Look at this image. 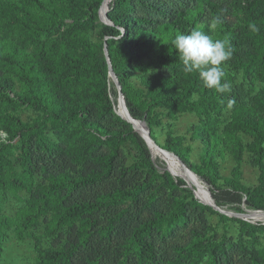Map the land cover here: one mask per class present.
<instances>
[{"label":"trees","instance_id":"obj_1","mask_svg":"<svg viewBox=\"0 0 264 264\" xmlns=\"http://www.w3.org/2000/svg\"><path fill=\"white\" fill-rule=\"evenodd\" d=\"M102 3L0 0V264L12 233L31 264H264V221L216 210L167 169L119 114L105 54L131 115L220 207L264 211V0H109L112 24ZM195 28L233 47L231 92L184 71L171 42Z\"/></svg>","mask_w":264,"mask_h":264},{"label":"clouds","instance_id":"obj_2","mask_svg":"<svg viewBox=\"0 0 264 264\" xmlns=\"http://www.w3.org/2000/svg\"><path fill=\"white\" fill-rule=\"evenodd\" d=\"M217 22L214 18L210 27L214 28ZM250 28L256 30L255 25H250ZM171 43L185 72L198 73L203 86L216 93L231 92L226 68L234 50L227 40L213 39L202 29L195 28L188 34L178 33Z\"/></svg>","mask_w":264,"mask_h":264},{"label":"rangeland","instance_id":"obj_3","mask_svg":"<svg viewBox=\"0 0 264 264\" xmlns=\"http://www.w3.org/2000/svg\"><path fill=\"white\" fill-rule=\"evenodd\" d=\"M108 4H109V1L108 3H105L104 5L108 6ZM196 120H197V116L194 114L186 113L182 115L178 121L179 129L185 132L188 126H190V124L192 122H195ZM138 129H141V128L139 127ZM1 135L2 137L5 136L3 132L1 133ZM159 151H160V154L162 155V159L165 160L168 166H171L170 168L175 173V175L177 176L179 175L181 177L185 176L188 179V182H190V184L193 185L195 188L196 182H194L193 179L191 180L189 177H187L186 175L178 171L177 167H179L180 165L182 167V164L179 163L178 161H175L177 160V158L172 156V154L170 153H166L161 150ZM155 155H158L157 150H156ZM232 165H233V161L225 160L222 165V172L224 174L230 173ZM258 176H259V169L252 163V161L248 158V156H246L243 166H242V176H241L242 182L246 183L247 185L254 184L256 183ZM203 185L206 188H208L205 185V183H203ZM195 190L197 191L199 198L202 200L197 187L195 188ZM19 204H20L19 202L16 203L15 199L11 197V203L8 204V206H6V209L10 212V214H14ZM251 211H254V210H251ZM253 216H254L252 217L253 219H251L252 221H264V213L262 212L260 213L259 211H256ZM4 255L7 261H10V260L12 261V264H31L32 262H34L36 254L29 240L19 241L12 233L10 237L5 241Z\"/></svg>","mask_w":264,"mask_h":264},{"label":"water","instance_id":"obj_4","mask_svg":"<svg viewBox=\"0 0 264 264\" xmlns=\"http://www.w3.org/2000/svg\"><path fill=\"white\" fill-rule=\"evenodd\" d=\"M105 2H107V0H103V3H102V6H101V9H100V16H101V19L104 21V22H106V23H113V21L109 18V16H108V10H109V5H108V7L106 8V9H102L103 8V5L105 4ZM105 54H106V57H107V59H108V62H109V70H110V75L113 77V79H114V81H115V83H116V86H117V88H118V90H119V107H120V105L121 104H123L124 105V107L126 108V111H127V114H128V116L129 117H125L121 112H119V114L122 116V117H124L125 119H127L128 121H130V122H132L133 123V126H134V129H136V131H138L145 139H146V141L148 142V144H149V146H150V148L152 149V144L151 143H154V145L156 146V148H158L159 150H161V151H164V152H167V153H170V154H172L173 156H175L180 162H181V164H182V166L185 168V170H188V171H190L191 173H193V175L200 181V179H199V176H198V174L195 172V171H193L182 159H181V157L178 155V154H176L175 152H173V151H171V150H168V149H166V148H163L161 145H159L157 142H156V140L152 137V135H151V129H150V127L148 126V124H147V122L145 121V120H140V119H136V118H134L132 115H131V113H130V111H129V109H128V106H127V104H126V100H125V96H124V93H123V91H122V85H121V83H120V80H119V77H118V75L116 74V72H115V70H114V68H113V66H112V61H111V58H110V56H109V51H108V47H107V44H106V46H105ZM141 121V122H143L146 126H147V133H144V132H142L141 130H139L137 127H136V125L134 124V121ZM153 151V150H152ZM167 169L174 175V176H176L175 175V173L172 171V169L167 165ZM184 179H186V181L188 182V179L185 177V176H182ZM200 183L203 185V183L200 181ZM187 185L189 186V187H191L193 190H194V192H195V195H196V198L198 199V200H200V201H202L203 203H205V204H209V205H212L216 210H218V211H220V212H222V213H225V214H227V215H229V216H237V217H240V218H243V219H248V220H251V219H253L252 217H254L253 215H254V213L256 212V211H259L260 213L262 212V213H264V211H262V210H254V211H246V212H235V211H230V210H227V209H225V208H223V207H220L217 203H216V201H215V199H214V196H213V193H212V191H211V189H208V188H206L207 189V191L210 193V195H211V198H212V200L211 201H203V200H201L200 198H199V196H198V194H197V191L195 190V188H194V186L193 185H191L190 184V182H188L187 183ZM204 186V185H203ZM205 187V186H204Z\"/></svg>","mask_w":264,"mask_h":264},{"label":"bare ground","instance_id":"obj_5","mask_svg":"<svg viewBox=\"0 0 264 264\" xmlns=\"http://www.w3.org/2000/svg\"><path fill=\"white\" fill-rule=\"evenodd\" d=\"M108 1L109 0H107V2H105V3H108ZM123 105V104H122ZM124 106V105H123ZM125 108V107H124ZM120 111V110H119ZM121 112V111H120ZM125 117H129L128 116V114H127V111H126V108H125V111L124 112H121ZM134 124H136L137 126H139L140 128H141V130L144 132V133H147V126L143 123V122H141V121H134ZM152 144V149H153V152L156 154V150H157V148H156V146L154 145V143H151ZM156 148V149H155ZM175 157V156H174ZM178 162L179 163H181L179 160H178ZM169 167H171V166H169ZM176 169V168H175ZM177 169H178V171L179 172H181L182 174H184V175H186L187 177H189L191 180L193 179L194 180V182H196L195 183V185H196V187H197V189H198V191H199V194H200V196H201V198H202V200L203 201H211L212 200V198H211V195H210V197L206 194V192L202 189V187L200 186V184H199V182H198V180H197V178L193 175V173H191L190 171H188V170H185V168L182 166L181 167V165L179 166V167H177ZM195 187V188H196Z\"/></svg>","mask_w":264,"mask_h":264}]
</instances>
